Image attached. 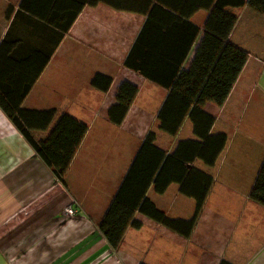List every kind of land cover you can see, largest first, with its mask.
I'll use <instances>...</instances> for the list:
<instances>
[{"label": "crops", "instance_id": "obj_1", "mask_svg": "<svg viewBox=\"0 0 264 264\" xmlns=\"http://www.w3.org/2000/svg\"><path fill=\"white\" fill-rule=\"evenodd\" d=\"M97 1L79 10L81 0H0V102L17 103L37 77L20 107L56 110L50 128L64 114L88 128L61 184L0 106V264H264V207L249 198L264 161V37L255 40L258 54L249 56L224 104L204 107L215 117L210 135L224 134L226 143L213 167L193 163L214 182L185 239L115 199L149 132L166 153L196 139L189 119L175 137L159 130L167 91L123 62L152 11L158 28H181L169 23L173 14L203 30L208 0ZM245 1L226 9L237 17L228 41L244 51L235 37L244 16L252 4L264 15V0ZM97 74L112 78L105 93L90 85ZM122 82L138 93L115 125L108 110ZM146 198L170 219L188 220L194 212L176 184L161 195L150 187ZM68 207L74 215H66Z\"/></svg>", "mask_w": 264, "mask_h": 264}, {"label": "trees", "instance_id": "obj_2", "mask_svg": "<svg viewBox=\"0 0 264 264\" xmlns=\"http://www.w3.org/2000/svg\"><path fill=\"white\" fill-rule=\"evenodd\" d=\"M97 3V0H81L79 10L85 4L96 6ZM245 4V0H208L205 10L209 15L203 30L173 14L169 23L179 22L181 28H158L153 16L155 11H152L123 62L126 69L167 91L157 113L159 130L175 137L184 120L189 119L196 139L180 141L172 152L166 153L154 146L155 134L149 132L115 199L185 239L190 237L214 182L210 176L197 170L193 163L200 160L205 166L213 167L226 143L224 134L210 135L215 117L205 112L204 107L208 103L217 107L224 104L248 59L246 51L228 41L237 17L226 9L242 8ZM76 14H73L71 23ZM181 14L189 20V13ZM61 38L60 35L59 41ZM197 39L199 44L194 57L184 69L183 64ZM35 79L25 86L20 100L28 93ZM111 84V77L100 74L90 81L91 87L103 93L109 90ZM137 93V87L128 82L118 86L115 103L108 110L113 124L122 123ZM20 100L13 103L7 99L0 102V106L35 155L64 184V175L87 132V125L64 114L50 128L56 110L23 109ZM45 131H48L45 138L38 140L34 137V133ZM171 184L178 185L179 193L194 201V212L190 219H170L146 198L150 187L155 194L161 195ZM249 198L264 207V161L249 191ZM131 226L139 229L141 224L133 221Z\"/></svg>", "mask_w": 264, "mask_h": 264}, {"label": "rangeland", "instance_id": "obj_3", "mask_svg": "<svg viewBox=\"0 0 264 264\" xmlns=\"http://www.w3.org/2000/svg\"><path fill=\"white\" fill-rule=\"evenodd\" d=\"M255 9L256 7L253 4L249 7L241 27L235 34V37L242 41L240 42L241 46L244 47L245 51L247 50L248 58L258 54L257 51H254L255 40L264 37V29H261L262 26H260L261 23H264V15L255 11Z\"/></svg>", "mask_w": 264, "mask_h": 264}, {"label": "built area", "instance_id": "obj_4", "mask_svg": "<svg viewBox=\"0 0 264 264\" xmlns=\"http://www.w3.org/2000/svg\"><path fill=\"white\" fill-rule=\"evenodd\" d=\"M65 213H66V215L71 216V215L75 214V211H74V209L72 207H69V208L66 209Z\"/></svg>", "mask_w": 264, "mask_h": 264}]
</instances>
